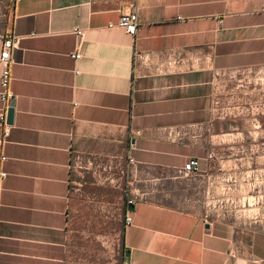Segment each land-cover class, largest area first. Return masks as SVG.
I'll use <instances>...</instances> for the list:
<instances>
[{
	"label": "crops",
	"instance_id": "1",
	"mask_svg": "<svg viewBox=\"0 0 264 264\" xmlns=\"http://www.w3.org/2000/svg\"><path fill=\"white\" fill-rule=\"evenodd\" d=\"M9 34L0 264H100L82 163L124 193L121 264H264V0H0Z\"/></svg>",
	"mask_w": 264,
	"mask_h": 264
},
{
	"label": "rangeland",
	"instance_id": "2",
	"mask_svg": "<svg viewBox=\"0 0 264 264\" xmlns=\"http://www.w3.org/2000/svg\"><path fill=\"white\" fill-rule=\"evenodd\" d=\"M77 186L78 226L82 234L105 236L103 243L84 241V246L100 255V264H121L120 238L124 231V193L117 182L104 176L85 174V164Z\"/></svg>",
	"mask_w": 264,
	"mask_h": 264
},
{
	"label": "built area",
	"instance_id": "3",
	"mask_svg": "<svg viewBox=\"0 0 264 264\" xmlns=\"http://www.w3.org/2000/svg\"><path fill=\"white\" fill-rule=\"evenodd\" d=\"M20 1V0H18ZM120 27L124 29L127 34L135 37L139 31V16L136 11H131L128 14H124L120 20ZM77 35L82 39L83 33L77 32ZM21 39L14 35L9 34L3 41V48L0 54V65H1V75H0V98L2 102L1 110V124L4 126V135L1 142L4 141L10 135V126L8 125V111L12 107V103L15 101V95L11 89L12 83V53L20 48ZM76 60H79L81 56L79 54H74L72 56ZM2 161H5L3 158ZM133 162V160H130ZM200 167L199 160L191 159L189 160L181 170L182 176H191L195 174ZM1 177H5V174H1ZM128 205L134 204L132 200L127 202ZM207 223L208 221L205 220ZM133 223V217L130 212H126L124 216V224L126 227L131 226Z\"/></svg>",
	"mask_w": 264,
	"mask_h": 264
},
{
	"label": "water",
	"instance_id": "4",
	"mask_svg": "<svg viewBox=\"0 0 264 264\" xmlns=\"http://www.w3.org/2000/svg\"><path fill=\"white\" fill-rule=\"evenodd\" d=\"M15 109L11 107L8 111V124H12L14 120Z\"/></svg>",
	"mask_w": 264,
	"mask_h": 264
}]
</instances>
